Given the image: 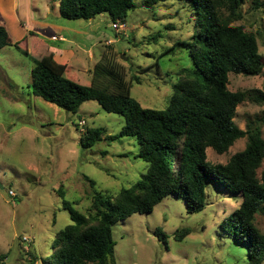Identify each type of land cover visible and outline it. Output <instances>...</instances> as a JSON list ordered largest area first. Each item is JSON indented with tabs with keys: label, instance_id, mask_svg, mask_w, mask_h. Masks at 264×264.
I'll use <instances>...</instances> for the list:
<instances>
[{
	"label": "rangeland",
	"instance_id": "1",
	"mask_svg": "<svg viewBox=\"0 0 264 264\" xmlns=\"http://www.w3.org/2000/svg\"><path fill=\"white\" fill-rule=\"evenodd\" d=\"M14 1L0 0V19L6 20L13 39L22 40L34 31L47 34L28 39L33 50L38 40L55 50L63 48L62 37L73 41L66 76L83 85H91L94 64L106 44H111L126 78H140L139 83L132 81L131 93L143 107L165 109L176 74L192 66L185 45L165 53L174 42L189 40L194 32L187 1L167 0L146 7L142 0H135L137 7L126 19L127 28L119 31L113 29L107 13L93 20L66 19L59 13L57 0H18L13 8ZM240 10L243 19L234 24L256 34L264 59V12L255 9L251 0H243ZM33 64L20 47L0 49V264H42V258L51 254L49 243L55 233L72 223L62 205L61 190L78 210L88 214L94 192L86 175L96 182V190L116 194L147 169V163L136 157L140 145L132 137L102 140L84 149L80 137L86 124L117 134L124 117L105 111L95 100L85 101L73 113L35 96L28 87ZM228 88L264 92V69L256 76L229 73ZM252 120L263 122L264 138V103L247 97L238 105L235 122L246 129ZM246 144L247 138H240L223 154L209 147L207 158L225 164ZM262 169L264 162L259 172ZM206 192L207 206L200 212L189 213L185 198L169 195L152 212L135 213L118 222L109 263L247 264V245L221 227L224 218L240 206L241 194L214 183ZM256 225L264 233V215H256ZM157 228L167 238L161 240ZM183 228L190 233L179 240L175 234Z\"/></svg>",
	"mask_w": 264,
	"mask_h": 264
},
{
	"label": "trees",
	"instance_id": "2",
	"mask_svg": "<svg viewBox=\"0 0 264 264\" xmlns=\"http://www.w3.org/2000/svg\"><path fill=\"white\" fill-rule=\"evenodd\" d=\"M57 1L63 18L90 20L107 13L112 24L117 20L126 22L137 7L135 0ZM165 1L142 0L146 7ZM183 1L188 2L193 14L189 21L194 20V32L189 40L174 42L165 53L185 45L193 63L176 74L165 109L143 107L132 97V81L139 83L140 78H126L111 44H106V51L94 64L91 85H83L66 76L67 64L55 60L50 44L38 40L35 50L29 48L28 39L39 38V34L31 32L15 40L0 21V49L20 47L32 58V82L28 87L35 96L73 113L85 101L95 100L105 111L124 117L117 134L86 124L80 137L84 149L102 140L132 137L140 145L136 157L147 163L140 178L116 194L96 190V182L86 175L94 192L88 214L78 210L61 190L62 205L72 223L55 233L49 243L51 254L42 258V264H110L116 245L113 228L118 222L135 213L152 212L169 195L185 198L189 213L200 212L207 206L210 183L241 194L240 206L224 218L221 227L247 245V264L264 261V233L256 225V215H264V169L259 172L264 162L263 122L249 121L246 129L235 122L238 105L247 97L264 103V92L228 88L231 72L251 76L262 73L264 59L258 39L243 25L234 24L243 19V0ZM251 2L264 12V0ZM244 137L246 147L227 163L208 160L207 148L223 154ZM156 233L161 240L167 238L160 228ZM189 233V228H183L175 237L181 240Z\"/></svg>",
	"mask_w": 264,
	"mask_h": 264
},
{
	"label": "crops",
	"instance_id": "3",
	"mask_svg": "<svg viewBox=\"0 0 264 264\" xmlns=\"http://www.w3.org/2000/svg\"><path fill=\"white\" fill-rule=\"evenodd\" d=\"M17 3H18V0H15L14 2H13V8L17 5ZM93 19H95V18H93ZM93 19H90V20H93ZM0 21H2V22H4V24H6L7 25V22H6V20L5 19H0ZM7 27H8V25H7ZM9 29V28H8ZM34 32H37V33H39V35H43V36H47V34H45V33H41V31H34ZM53 41H56V42H58V40L57 39H55V38H58L57 36H53ZM63 38V41H62V43H63V48H60V49H57V50H55V48L54 47H52V45H50L51 47H52V49L54 50V52H55V60L58 62V63H60V64H67V67H68V58H69V56L71 55V50H70V48H73V41H65V40H67V38H65V37H62ZM109 41V39H105V43L107 42V41ZM90 53H92L91 51L90 52H88V54H90ZM31 82H32V79H31ZM30 82V83H31Z\"/></svg>",
	"mask_w": 264,
	"mask_h": 264
},
{
	"label": "built area",
	"instance_id": "4",
	"mask_svg": "<svg viewBox=\"0 0 264 264\" xmlns=\"http://www.w3.org/2000/svg\"><path fill=\"white\" fill-rule=\"evenodd\" d=\"M113 29H115L116 31L119 30H125L127 28L126 22L122 21V20H117L116 22H114L112 24ZM107 43H111L110 40L107 41Z\"/></svg>",
	"mask_w": 264,
	"mask_h": 264
}]
</instances>
